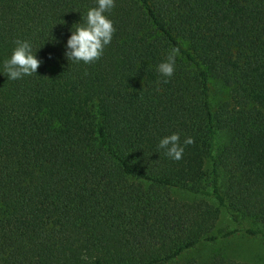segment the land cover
Returning a JSON list of instances; mask_svg holds the SVG:
<instances>
[{"label":"trees","instance_id":"trees-1","mask_svg":"<svg viewBox=\"0 0 264 264\" xmlns=\"http://www.w3.org/2000/svg\"><path fill=\"white\" fill-rule=\"evenodd\" d=\"M95 6L0 0V264H200L202 245L239 238L264 255V0H115L101 58L69 61ZM18 39L42 63L11 80ZM173 133L194 140L180 160L159 148ZM227 254L208 264H259Z\"/></svg>","mask_w":264,"mask_h":264},{"label":"clouds","instance_id":"clouds-1","mask_svg":"<svg viewBox=\"0 0 264 264\" xmlns=\"http://www.w3.org/2000/svg\"><path fill=\"white\" fill-rule=\"evenodd\" d=\"M115 7V0H97V6L87 11L83 24H76L75 30L67 40V51L65 56L69 61L83 62L91 64L99 60L103 55L105 46L112 41L116 31L113 22L105 13L110 12ZM11 57L4 62V74L11 80H17L24 76H32L37 73V69L42 61L36 58L32 52V46L28 41L16 40ZM179 54L178 48H172L165 61L157 66V71L164 77L171 78L175 72L176 57ZM168 80L165 79L164 83ZM194 143L191 137H186L183 145ZM184 146L180 142V134L173 133L162 138L159 148L165 150V154L174 159L180 160L184 153ZM81 259L87 260V255H82Z\"/></svg>","mask_w":264,"mask_h":264},{"label":"rangeland","instance_id":"rangeland-1","mask_svg":"<svg viewBox=\"0 0 264 264\" xmlns=\"http://www.w3.org/2000/svg\"><path fill=\"white\" fill-rule=\"evenodd\" d=\"M211 93H212V104L214 106H217L220 102H222L224 99L227 98V89H225L223 85L218 81L211 82ZM223 135L220 136V140L222 142L226 139V136ZM170 194L176 199L189 200V201L194 200L193 196H190L183 191L173 189L170 191ZM246 223L248 226H253V223L250 220H248ZM232 226L233 224L231 222L228 213L225 210H223L221 219L217 224L216 233L221 236L225 233L224 231H228L232 229ZM257 226H264V225L258 224ZM222 244L223 242H221L220 245ZM220 245L215 246L212 243H208L206 244V246L202 245L203 248H201V250L195 251L194 254L191 255L193 256V258H197L200 264H208L213 256H217V254L219 253L227 254V252L225 251L226 246L221 248ZM258 245L259 244L255 240L245 241L239 238L234 241V244L232 246H230L229 248L230 251L228 250L229 252L228 254H231V252L234 250H241L245 256L244 257L245 259H247V257L248 259L250 258L252 259L257 256L255 260H257L259 264H261L262 262H264V255L261 254V251L258 249Z\"/></svg>","mask_w":264,"mask_h":264}]
</instances>
